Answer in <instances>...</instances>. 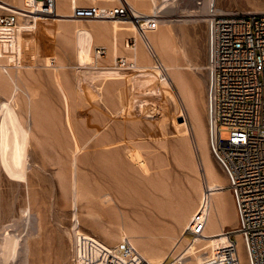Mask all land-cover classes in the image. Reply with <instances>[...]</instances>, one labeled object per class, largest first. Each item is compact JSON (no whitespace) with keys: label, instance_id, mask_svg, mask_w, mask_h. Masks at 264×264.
Returning a JSON list of instances; mask_svg holds the SVG:
<instances>
[{"label":"rangeland","instance_id":"rangeland-1","mask_svg":"<svg viewBox=\"0 0 264 264\" xmlns=\"http://www.w3.org/2000/svg\"><path fill=\"white\" fill-rule=\"evenodd\" d=\"M6 1L17 3L16 0ZM197 1L178 0L173 3L176 14L166 13L170 9L168 7L163 16L158 18L165 23L167 20L164 31L177 48H182L183 44L180 29L190 24L182 19L208 17L186 15L188 10L200 7ZM215 4L217 9H221L219 11H264V0H217ZM49 23L59 26L79 25L84 29L88 43L92 46V58L86 65L80 64L75 47L71 45L73 39L81 40L84 35L70 36L71 40L70 37L68 39L49 33L42 41L46 45L45 49L50 51L36 54L30 48L28 39L33 34H25L28 51L24 56L17 52L19 56L14 53L9 57L10 65L15 66L14 59H18L21 65L19 68L26 82L23 87L35 91L34 107L39 109L38 113L35 110L39 128L33 127L35 137L32 135L29 140L25 128L10 127L9 132L17 137L12 138V143L6 147L0 129V264H80L76 248L78 234L94 236L109 247H115L129 237L147 260L149 258L145 249L148 246H162L169 252L176 238L183 240L184 214L190 212L192 204L195 206L199 203L202 206L197 189L201 184L206 185L203 169L197 168V172L194 163L189 162L197 158L196 164L199 163L201 167L199 153L194 154L193 150L194 156L186 155L189 151L181 150L180 147L181 136L174 122L183 112L190 130L191 120L187 118L188 113L181 103L177 85L173 82L165 86L156 85L162 74H168L163 69L152 68L159 62L143 42L142 51L148 62L142 65L136 62L133 57L135 49L127 47L128 39L135 36L126 33L118 40L113 33H108L112 29V20L56 19ZM107 39L119 43V51L115 56L110 53ZM139 40L136 37V47ZM186 40L197 45L200 64L204 65L201 77H198L203 84L196 89V94L200 98L199 104L208 127L207 21L201 22L197 30L190 26ZM97 46L104 47L106 51L99 58L95 55ZM121 57L135 63V66L118 65L117 59ZM157 58L162 62L160 55ZM63 63L66 67L55 73L54 68ZM58 74L62 76L61 83L53 79ZM62 87L70 92V99H67L68 95L67 98L62 96ZM144 90L148 92L145 94ZM143 93L144 96L134 99ZM151 96H154L153 103L162 101L160 108L164 114L158 116L150 107ZM142 98L151 102L145 101L144 104ZM26 99L25 94L21 95V112L27 109V103L22 101L27 102ZM129 100L131 116L128 114L129 117L122 119L119 127L103 143H92L80 159L72 158L73 147L88 135L89 126L104 115L109 117V107L123 106ZM4 102V96L0 95V116L6 111ZM25 112L21 114L26 118ZM158 127H162V130L158 131ZM81 134L84 136L81 137ZM222 136L226 138L228 132L224 130ZM18 160L24 164H18ZM214 162L228 183L225 173ZM105 163L108 167H105ZM72 184H77L86 194L77 196ZM227 191L230 207L236 212L232 193L229 188ZM104 193H109L113 198L108 206L100 202ZM99 195L100 200L97 198ZM179 205L183 206L184 214L177 210ZM236 224L235 217L228 227H235ZM151 235L155 236L154 239ZM238 242L243 249V264H249L240 235ZM25 244L29 246L27 252L23 249ZM187 246L185 239L180 250ZM208 255L203 253L202 257ZM186 257L187 264H194L197 260L193 259V263L191 255Z\"/></svg>","mask_w":264,"mask_h":264},{"label":"built area","instance_id":"built-area-1","mask_svg":"<svg viewBox=\"0 0 264 264\" xmlns=\"http://www.w3.org/2000/svg\"><path fill=\"white\" fill-rule=\"evenodd\" d=\"M178 0H158L155 15L139 12L129 0H67L68 12L59 13L61 0H27L0 13L1 59L9 54L24 23L35 20H132L140 35L158 26L164 10ZM202 6L204 0H198ZM208 143L210 152L225 173L237 211L235 227H225L201 264H242L238 234L249 264H264V11L242 9L217 11L212 3L207 15ZM127 45L136 46V38ZM122 58H120V61ZM228 136L224 138L222 132ZM206 214L201 211L189 224L201 234ZM80 264H153L129 237L109 247L102 240L78 234Z\"/></svg>","mask_w":264,"mask_h":264},{"label":"bare ground","instance_id":"bare-ground-1","mask_svg":"<svg viewBox=\"0 0 264 264\" xmlns=\"http://www.w3.org/2000/svg\"><path fill=\"white\" fill-rule=\"evenodd\" d=\"M4 1H6V0H4ZM16 1H17L16 4L11 3L10 1H6V2L9 4H12L16 7H23V6H25V3L27 0H16ZM129 1L141 13H144L147 15H155V13L157 12L156 5L158 3V0H129ZM216 1L217 0H204V4L202 6H200L197 9L188 10V13L186 15L207 16L210 12L211 4L212 3L215 4ZM12 8L13 7H11V5H7L5 3L0 2V13L3 12L4 10H10ZM219 10H221V9L220 8L217 9V11H219ZM68 11L69 10H68L67 0H61L59 13L64 14ZM166 13L176 14V8L174 7V5L173 6L171 5L170 9L168 11H166ZM202 18H205L206 21L208 20L207 17H202ZM199 19L201 20V17H199V18H188V19H182V20L184 22H189L192 20L199 21ZM164 23H165L164 20L158 19V26L154 29H148L147 30V39H144L140 35L137 26L135 25V23L132 20H112V26H111L112 29H110L111 31H108V33H110V32L113 33L114 37H116L118 40L121 39L126 33H131V34H133V36H135V38L137 37V39H140L139 45L137 47L136 46L131 47V46L127 45V47H130L131 49H135V50H133V57L136 60V62H138L140 65H142L145 62H148L147 56L144 55L143 54L144 52L142 51L143 50L142 42H143L144 45H146V47L150 51V53H152L154 55V57H156V61L159 62L158 65H155V64H154L155 66L152 65V68L163 69L168 74V75L162 74L163 76L159 79L158 84H156V85L165 86V85L170 84V82H173L177 85V87L179 89L178 90L179 96H180L181 101H182L181 103H183V105H184L183 107H185L184 109H186V111H187L186 113H188L187 118H190V120H191L190 130L187 126V122H186L185 115H184L185 113L182 112V114H179L178 119L175 121V119H176L175 118L174 119L175 122L173 121L175 124V128H176L177 132L181 136V137L179 136L180 140H181L180 142L182 145L180 147H182L181 150L187 149V151H189L188 154H186V155L194 156L193 150H194V154L199 153V160H200L201 167L199 166V163L196 164L195 160L197 158L195 160L192 159V161H189V162L194 163L193 165L196 168L195 171H197L199 168H200V170L203 169L204 175L206 177V185L201 184L197 189V191H199V199L203 202L202 206H199L198 205L199 203L196 204L195 206L192 204V208H191L190 212L187 211L188 213H186V214H184V212H182L183 206L179 205V207H177V210L180 213L182 212L184 214V216H183L184 218L182 221V226H183L182 238H183V240H185V239L187 240L188 246L185 249L180 250V247L182 245L183 240H181L180 238H178V239L176 238V241L172 245L171 249L169 248V250H170L169 252H166L162 246L151 245V246L146 247V249H145L146 253L145 254L148 256L150 262L153 264H187V262H185V258H184V257H186L185 255H187V257H188V255H191V258L193 257L191 262H193V259H197L198 262L196 263V261H197L196 260V261H194L195 263L193 262L194 264H201L209 255H211L212 250L215 247V244L219 240L220 241L223 240L222 239L223 236H221L222 230L225 227H228V225H230V221L232 218L236 217V219H237V211L234 212L232 210V208L230 207L231 206L230 205V195L227 191L228 183H226L225 177L223 176V174L220 172V170L216 166V164L214 162L215 159L213 158V156L210 152V149H209L208 127H207L206 121L203 117L202 110H201V107L199 104L200 98L196 94V89L200 88V86L203 84V82L200 78H197L196 76H194L197 79L195 81V83H193L192 85L188 84L187 79H189V78H188L187 74L185 76V71L183 73L182 60L178 56L179 53L182 51V48H177L171 42L169 35L167 36V32L164 31V27H163L164 25H166L167 20H166V23L165 24ZM112 30H113V32H112ZM48 33L54 34V35L57 34L60 36H64L66 38H68L70 36H72L74 38L75 35L76 36H80V35L86 36L84 29L79 27V25L59 26L56 24H50L49 22L43 21V20H41V21L35 20V22H31V23L26 22L22 25L16 41L7 50L9 52V54H6L5 55L6 57L1 59V63L3 66L0 69V95H2V97L4 96V98H5V102H4V106L6 107L5 110L6 111L8 109L10 110V111H8V114H6L7 112L5 111L0 116V129H1V132L3 133V145L5 147L9 143H12V138L17 137L16 135H13V133L9 132L10 127L14 128V129H19V127L25 128L28 131L29 140H30L32 135H33V138L35 137L34 133H33L34 132L33 127L34 126L38 127V124H39L38 118L35 114V110H36L35 108L36 107H34V103L36 102V100H35L36 95L34 93L35 91L33 90L34 91L33 92L29 87H23V85H25L26 82L24 81V79H25L24 73L22 71H20V68H19L21 65L19 66L20 63H19L18 59H14L15 66L10 65L9 57L14 53H16V55L19 56V54H17V52L20 53L21 56H24V53H26L29 49L28 43H27L28 39L30 41V48H32L36 52V54H38L39 52H43L45 50H46V52L50 51L48 48L45 49L46 45L42 41L43 37H45ZM25 34H33V36L26 40ZM84 36H82L83 39L80 38L81 40H78V38H77V40H75V39L72 40V37H70V39L72 40L71 41L72 44L70 43V40L68 42L71 45H74L75 49L74 48L73 49L76 50V52H77L78 59L80 61L79 63L86 65L87 63H89L91 61L92 55L90 56V54L93 53V51H92V46L88 43L87 36L86 37H84ZM63 40H65V39H63ZM107 42L109 43V46L111 49V51H110L111 55L115 56V54H117L119 51L118 41L111 42L110 40L107 39ZM105 52L106 51H105L104 47H101V46L95 47V55L97 58L102 57L105 54ZM183 53H184V51H183ZM43 54H46V53H43ZM159 55L162 59V62H160L159 59L157 58V56H159ZM117 64L122 66V67H134L135 66V63L130 62V61L126 60L125 58H122L121 61L119 59H117ZM47 65H50V63L49 64L47 63ZM64 66L66 67V65H64V63L57 65L56 66L57 68H54L55 73L58 72L57 70L63 69ZM184 66H183V68H184ZM26 71H28V70H26ZM30 71H31V69H30ZM28 74H29V71H28ZM61 77L62 76H60L58 74V76H54L53 79L55 81L57 80L58 82H60L62 80ZM26 78H27V76H26ZM58 82H56V83H58ZM189 83L191 84V82H189ZM63 85H65V84H63ZM63 89H61L60 91H64V93H66V94L62 93L63 94L62 96L65 95V97L67 98L66 95L70 94V92L68 91L69 92L68 93L65 91L66 87L64 90ZM147 89H149V91H150V88H147ZM146 92H148V91H145L144 93L146 94ZM144 93L140 94L138 96L136 95L134 99H137V98L141 97L142 95L144 96ZM152 93H150V94H152ZM23 94H25V96L27 97V99H26L27 102L25 100H22V101H24L25 104L27 103V105H28V106L26 105L27 109L25 110V111H27V113L23 109H22V112L19 110L21 95H23ZM70 95H68L69 98H67V99H70ZM154 95L156 96V92L154 93ZM145 96H147V95H145ZM152 98H154V96H151V98H150L151 101H152ZM158 98H159V96H158ZM23 99H25V98H23ZM142 99L144 100V101L141 100V101H143V103L145 101L146 102L148 101L149 103L151 102L149 99L148 100H146L144 98H142ZM157 99L155 98V100H157ZM202 99H203V96H201V100ZM132 100L133 99H131V101ZM131 101L130 100H129V102L127 101V103L124 104L123 106L122 105L121 106L115 105L113 107H109L110 108L109 109V112H110L109 117L104 115L101 120L98 119L99 121H97L95 124H93V125L91 124V126H89L90 131L87 132L88 135H86V132H84L86 137H83L84 135L81 134V137H83V138L78 142L77 145H75L73 147L74 150H73L72 158L80 159L83 155H85L86 151L88 150V148L91 147L92 143H95V145H99L100 143H103L104 140L117 127H119L120 122L123 121L127 116L129 117L128 114H130V116H131V112L128 110V108L130 107ZM153 101H152V105L150 107H152L158 113V116L160 113H161V115L164 114L162 109H161L162 107L160 108V104H162V101L160 100L161 103H158L159 100H158V102L155 101L154 103H153ZM139 102H140V100H139ZM178 102H179V100H178ZM104 103H106V101H104ZM143 103H142V105L145 104V103L144 104ZM36 104H35V106H38ZM104 107H105V105H104ZM38 110L39 109L36 110L37 113L39 112ZM24 112L27 115L26 118L23 116V114H21ZM39 119H40V117H39ZM81 119L83 120V118H81ZM160 121H161V119H160ZM87 128H88V126H87ZM161 128H159L158 131L162 130ZM40 131H42V130H40ZM37 139H36V141H37ZM37 143L40 144L39 139H38ZM1 156H2V154H1ZM179 158H181V156ZM185 160H186V158H185ZM18 162H19V160H18ZM22 163L19 162L18 164H22ZM25 164H27V163L25 162ZM20 167H21V165H20ZM105 167H108V166H106V163H105ZM16 171L17 170H15V172ZM21 173H22V171H21ZM16 174H17V172H16ZM72 187L74 188L77 196L86 194L84 191H82L78 187L77 184H72ZM97 198H98V200H100L101 195H99ZM112 201H113V198L109 193H104L103 198H101V200H100V202L103 206L110 205ZM235 208H236V206H235ZM183 210H185V209H183ZM201 211H203L204 214H206V223H205L203 232L201 234H194V233H192V231L188 227H189L191 219L195 215H198ZM173 212H174V210H173ZM174 214H176V212H174ZM174 218H176V217H174ZM177 222H178V220H177ZM39 223H40V221H39ZM238 235H240V234H238ZM154 237H153V235H151L152 239H154ZM188 241H189V243H188ZM238 245H239L240 255H241L242 264H243L242 245L240 244V242H238ZM28 247L29 246L25 244V247L23 249L26 250V252H27ZM203 253H208L209 255L206 257H202ZM7 257L5 259H7ZM182 258H184V260ZM1 259L3 260L4 258H1ZM26 259H27V257H26ZM189 262H190V260H189Z\"/></svg>","mask_w":264,"mask_h":264},{"label":"crops","instance_id":"crops-1","mask_svg":"<svg viewBox=\"0 0 264 264\" xmlns=\"http://www.w3.org/2000/svg\"><path fill=\"white\" fill-rule=\"evenodd\" d=\"M204 21H206L205 18H202L201 17V20L199 19V21H197V20H195V21L194 20L189 21L188 22V23H190L189 25H186L185 27H182L180 29V34L183 37V44H182V51L179 53L178 56L182 60V70H183V73L185 71V76L187 74V76L189 78V79H187L189 85H192L193 83H195V81L197 80L196 77L197 78L198 77H201V74H202V70L204 68V65L203 64H200L201 62H200L199 57H198V48H197V45L196 44H193L192 42H187L186 37H187V34H188V30L190 31V26H191V28L194 27V29L197 30V26L201 22H204ZM183 51H184V53H183ZM183 66H184V68H183ZM194 76H196V77H194ZM189 82H191V84Z\"/></svg>","mask_w":264,"mask_h":264}]
</instances>
